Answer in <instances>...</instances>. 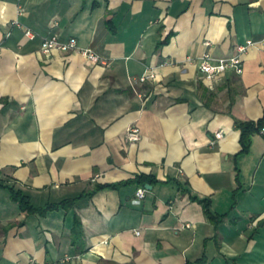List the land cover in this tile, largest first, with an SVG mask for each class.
Returning <instances> with one entry per match:
<instances>
[{
    "label": "crops",
    "instance_id": "crops-1",
    "mask_svg": "<svg viewBox=\"0 0 264 264\" xmlns=\"http://www.w3.org/2000/svg\"><path fill=\"white\" fill-rule=\"evenodd\" d=\"M250 39L242 73L187 62ZM263 41L264 0H0V264H264V128L240 153L236 126L264 118Z\"/></svg>",
    "mask_w": 264,
    "mask_h": 264
},
{
    "label": "built area",
    "instance_id": "built-area-1",
    "mask_svg": "<svg viewBox=\"0 0 264 264\" xmlns=\"http://www.w3.org/2000/svg\"><path fill=\"white\" fill-rule=\"evenodd\" d=\"M23 12V9L20 10V13ZM16 24L22 28H24L25 33L28 37L34 38L36 34L33 30L24 27L19 21H16ZM256 42L253 40H248L245 44H241L237 47V53L228 57H215L211 52L205 53L203 56L199 58L189 57L187 59L188 63L198 62L200 69L205 73L206 77L210 80L217 78L218 76L223 75L225 72L229 70H234L238 73L243 72V61L242 54L247 51L248 47L254 45ZM264 43V41H263ZM209 44V43H207ZM61 51H79L86 59L95 62V63H103L107 64V61L102 58L99 54H97L93 49L90 48H81L78 44V40L76 38H70L67 41H62L58 35L51 34L45 38L43 53L50 54L54 50ZM154 77V75H150ZM147 77H143L145 80ZM222 133H217L216 137L221 138ZM128 138L131 141H138L140 139V130L137 127H132L128 131ZM147 189L140 188L137 191V195L139 197H144Z\"/></svg>",
    "mask_w": 264,
    "mask_h": 264
},
{
    "label": "trees",
    "instance_id": "trees-1",
    "mask_svg": "<svg viewBox=\"0 0 264 264\" xmlns=\"http://www.w3.org/2000/svg\"><path fill=\"white\" fill-rule=\"evenodd\" d=\"M236 126L237 128L241 131V144H242V150L240 153H247L250 150L251 144H252V137L256 134L259 133L263 130L264 128V118L260 119L258 121H241V120H237L236 121ZM158 182L157 178L155 175L152 174H138L136 175L135 178L133 179H129L127 181L124 182H119V183H109V184H101V185H97L98 189L101 188H118L122 185H127V184H136L138 186H146L147 184H154ZM177 183L183 188V184L180 181H177ZM10 190H11V196L12 198L17 201L21 208L30 213V214H46L48 211L53 210V209H57L60 208L61 206H68V204H72L71 201H64L62 203H56V204H48L46 207H41V208H37L33 205L30 196L25 194L22 190H17L15 187L13 186H9ZM184 192L188 191V189H183ZM93 192H91L90 194H93ZM193 199L200 201L203 205L204 208L208 214V216L214 221L216 222V224L222 222L225 218L226 215H214L211 211V200L209 198H205V199H200L199 197L193 195L192 196ZM81 222L79 219H76V223H75V230L81 232ZM190 264V263H188Z\"/></svg>",
    "mask_w": 264,
    "mask_h": 264
},
{
    "label": "water",
    "instance_id": "water-1",
    "mask_svg": "<svg viewBox=\"0 0 264 264\" xmlns=\"http://www.w3.org/2000/svg\"><path fill=\"white\" fill-rule=\"evenodd\" d=\"M146 188L147 189H151L152 188V185H146Z\"/></svg>",
    "mask_w": 264,
    "mask_h": 264
}]
</instances>
